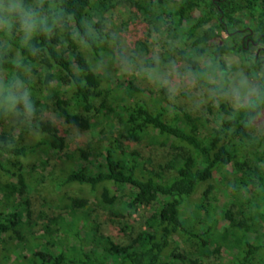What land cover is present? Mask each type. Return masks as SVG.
Here are the masks:
<instances>
[{
    "label": "trees",
    "instance_id": "obj_1",
    "mask_svg": "<svg viewBox=\"0 0 264 264\" xmlns=\"http://www.w3.org/2000/svg\"><path fill=\"white\" fill-rule=\"evenodd\" d=\"M128 1L142 11L149 30L166 36L182 62L195 72L204 67L198 79L218 75L207 109L213 122L168 106L166 88L147 98L132 74L110 85L107 66L123 52L104 29L103 17L122 0H18L15 11L10 8L17 0H0V9L10 10L16 21L6 24L0 17V43L8 51L0 56V264H199L205 251L220 254L222 248L237 250L229 264H264V239L254 236L264 220L258 207L264 199V140L249 133L264 111V50L256 56L248 42L256 35L264 48V0ZM174 42L181 48L172 47ZM129 54L131 61L142 59L146 69H155L145 39ZM231 55H239V66L225 62ZM239 70L256 81L255 93L233 108L222 94ZM15 84L29 93L21 108L30 119L52 109L62 126L36 120L7 130L6 114L19 105ZM104 109L116 131L71 146L62 127L89 132ZM16 128L22 129L18 136ZM30 133L34 143L25 142ZM142 141L171 150L165 163L151 169L140 152L129 151ZM45 152L62 165L48 172L50 186L85 193L64 199L70 222L39 210L36 224L42 228L35 237L33 202L24 197L32 176L24 162ZM228 165L238 173L226 184L231 201L245 194V210L237 217L233 202L218 207L210 197L214 174ZM90 201L121 217L141 206L154 212L146 230L123 246L103 233L92 217L95 208L81 211ZM65 223L69 226L62 228Z\"/></svg>",
    "mask_w": 264,
    "mask_h": 264
},
{
    "label": "rangeland",
    "instance_id": "obj_2",
    "mask_svg": "<svg viewBox=\"0 0 264 264\" xmlns=\"http://www.w3.org/2000/svg\"><path fill=\"white\" fill-rule=\"evenodd\" d=\"M136 4L143 5L146 0H132ZM200 10L193 13L194 16H198ZM0 17L4 19L6 24H15L16 21L11 16L10 10L0 9ZM245 20V18H244ZM248 24H251L249 21ZM146 20L142 11L133 5L128 0H122L120 6L114 8L110 12L106 13L103 17L104 29L108 34L113 36L117 40V45L122 50V58L118 57L115 60L114 65H108V76L110 85L114 86V83L121 84L127 80L132 79L130 74L135 76V82L146 92L147 98H156L159 95V88H166V99L168 106L177 107L193 116H206L211 123L212 117L208 116V107L211 105L212 99L215 97L214 86L219 85L218 75L208 77L205 79H198L196 73L200 72L204 67L201 65L198 69L192 70L185 62L179 59L177 52L170 50L167 45L166 36L154 31L149 30L150 27L146 26ZM223 35L221 38H225ZM141 39L146 40V46L149 51V57L156 63L155 69H146L142 64V59L131 61L129 52L133 51L135 45ZM252 40L258 42L257 46L251 48L252 52L259 57H262L261 52L264 50L263 46L256 35H253ZM220 42L217 39L216 43ZM181 48L178 42L172 43V47ZM8 51L5 48V44L0 43V56L7 54ZM225 62L230 66H239L241 60L239 55H231L226 57ZM113 68V69H111ZM117 68V73L114 69ZM102 71V70H101ZM31 77L35 79V76L31 74ZM2 80V74L0 73V81ZM256 81L252 78H248L242 70L236 71L231 76V84L225 88L222 94L223 98L229 102L233 107H239L247 102V100L255 93ZM48 95H50L48 93ZM14 97L18 101L17 108H12L6 114L8 119L7 130L9 126L21 125L29 121L34 123L36 120H49L55 125L62 126L60 119L56 116L52 109L42 110L37 117L30 119L27 111H24L21 106L29 98L28 91L20 84H15ZM97 127L89 132L78 130L74 127H62L68 132L67 139L71 146H84L87 142H95L99 138L116 131V124L110 119L106 109L101 111L99 117L96 119ZM22 129L16 128L13 132L14 136H18ZM96 133H98L96 135ZM249 133L253 137H261L264 140V111L254 120ZM35 135L29 134L25 138V142L34 143ZM73 148V147H72ZM137 150L140 152L142 160L148 161L147 165L151 169H157L158 165L164 164L170 154L169 149L159 147L158 145L150 146L146 141H142L140 144L132 146L131 150ZM141 160V161H142ZM30 171L32 178L28 180L29 191L24 197L31 198L33 202L32 210L34 215L32 221L35 224L32 228V235L38 237L41 234L42 225L37 222L38 211L40 210L49 219H57L62 217L66 222H70L72 216H69L68 210H64V199L69 194H75V196L83 195L85 190L77 187H71L63 191H57L49 184V174L52 166L55 169H61L62 165L60 161L56 160V156L51 152L40 153L37 157L29 159L24 162ZM34 169L31 171L29 169ZM238 175L233 170L232 165H228L221 173L214 174L213 179V191L210 195L218 207H223L226 204L229 205L231 199L230 189L226 186L227 182L233 180ZM227 188V189H226ZM226 189V190H225ZM201 194V191L193 198V202L196 201ZM264 195V194H263ZM248 198L254 197V191L250 188L247 195ZM245 194H236L233 199L231 210L237 217L242 211L245 210L242 207ZM259 210H264V199L259 200ZM92 217L96 218V221L101 226L103 233L109 236L116 244L127 246L131 244L136 235L147 228V220L152 215L154 210L150 206H141L133 214H124L122 217L117 216L118 213L106 211L100 207H96L93 202H89L87 206L81 210L94 209ZM70 224V223H69ZM68 224H63L62 228L68 227ZM259 233H255L259 238L264 239V220H260ZM181 250L187 249V246L181 244ZM237 253L236 249L228 252L224 248L220 250V254L214 253L212 249L205 251L200 259L199 264H229L233 259V256Z\"/></svg>",
    "mask_w": 264,
    "mask_h": 264
},
{
    "label": "clouds",
    "instance_id": "obj_3",
    "mask_svg": "<svg viewBox=\"0 0 264 264\" xmlns=\"http://www.w3.org/2000/svg\"><path fill=\"white\" fill-rule=\"evenodd\" d=\"M19 7H20V5H19L18 0H17V2H15L11 5L10 10L15 11V10L19 9Z\"/></svg>",
    "mask_w": 264,
    "mask_h": 264
},
{
    "label": "flooded vegetation",
    "instance_id": "obj_4",
    "mask_svg": "<svg viewBox=\"0 0 264 264\" xmlns=\"http://www.w3.org/2000/svg\"><path fill=\"white\" fill-rule=\"evenodd\" d=\"M248 42H250L251 44H253V46H257L258 45V42H254L252 39H248Z\"/></svg>",
    "mask_w": 264,
    "mask_h": 264
}]
</instances>
